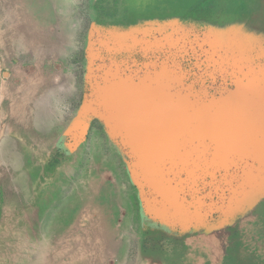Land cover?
Segmentation results:
<instances>
[{"label":"rangeland","instance_id":"rangeland-1","mask_svg":"<svg viewBox=\"0 0 264 264\" xmlns=\"http://www.w3.org/2000/svg\"><path fill=\"white\" fill-rule=\"evenodd\" d=\"M120 2L0 0V264H173L183 213L212 220L241 206L249 171L264 165V122L241 132L218 110L252 83L264 94V0H195L154 18L130 17ZM115 74L135 75L134 101L146 99L147 124L164 137L155 142L167 158H150L163 185L134 180L125 150L83 116ZM174 91L187 112L162 128L157 113L171 114ZM203 106L228 131L223 149L199 139L212 126L189 111ZM202 148L213 164L189 177Z\"/></svg>","mask_w":264,"mask_h":264},{"label":"bare ground","instance_id":"bare-ground-1","mask_svg":"<svg viewBox=\"0 0 264 264\" xmlns=\"http://www.w3.org/2000/svg\"><path fill=\"white\" fill-rule=\"evenodd\" d=\"M120 1V9L129 8L130 17L154 18L156 15L180 12L184 6L191 4L195 0H144L148 4L143 7L139 4L141 0ZM260 84L262 83L257 84L260 89L257 88L256 83H252L231 99L219 104L218 110L220 113L232 118L233 122L236 120L240 125L239 127H241V132H243L242 129H245L244 127L251 125L252 128L256 127L258 129L257 123L261 122L262 124L264 122V94ZM102 92L106 99L110 98L111 93L114 96L116 93L115 91H110L109 93V87L103 89ZM180 97L185 99L183 95H180ZM238 98L239 100H234ZM239 101H241L240 105L238 104ZM115 104L119 106L118 111L116 108L114 109L117 120L120 119L124 124L132 123L135 120L129 117L131 112L122 111L120 103L115 102ZM188 104L189 102L184 100L183 107H179L176 112L179 110L187 112L185 108ZM248 105L251 106V113L246 110ZM196 110H199V114L196 113ZM210 112L209 106H203L202 110H200V107H194L193 110L191 108L189 114L192 119L194 117L199 119V116L201 117V114L205 113L207 124L211 125L219 133H216L211 127L206 130L210 134L207 136L200 135L199 139H206L207 142L214 143L215 147L218 145L219 149H223L225 148V138L228 136L225 133L228 131H223L221 120L212 119ZM180 123H182V120H180ZM146 133H157V131L154 128H150ZM180 140H182L181 137ZM194 144L197 143L194 142ZM190 145H193V143H190ZM199 146H202V144ZM213 152L214 150L212 154ZM207 153L208 150H205V148L198 149L199 155L197 158L199 163L194 165L193 173L187 172L189 177L194 178L196 169L199 170L197 172L198 177L204 176L206 170L209 169L207 166L210 167L213 164L212 159L209 162L205 158L208 155ZM184 159L183 167L187 166L190 158L188 155H184ZM213 168L214 166L211 172H213ZM247 189L248 193L243 191L240 195L241 206L238 205L235 209L233 208L235 206H232L233 209L231 211V207L223 208L220 210V216L216 219L208 220L207 215L201 214L199 211L196 212L198 214L192 216H187V212H184L187 222L185 225V236L182 237L178 244L174 245L172 253L169 255V260L173 264H264V165L262 163L257 164V167L249 171ZM192 220L197 221V227L189 229L190 221Z\"/></svg>","mask_w":264,"mask_h":264},{"label":"water","instance_id":"water-1","mask_svg":"<svg viewBox=\"0 0 264 264\" xmlns=\"http://www.w3.org/2000/svg\"><path fill=\"white\" fill-rule=\"evenodd\" d=\"M117 75L118 74H115L111 77L106 76L104 78L106 84L104 87L102 86L101 88L103 90L109 87V93L110 91H115V96L111 93L110 98L106 99V96H104L102 90L100 89L97 92V95L92 96V99H90V96L88 99H86L83 107V116L84 118L89 119L91 113L93 115H96V117L106 127L109 136L120 145V149L122 148L123 150H125V152H123L124 155H126L124 159L127 162V165L129 166L130 174L132 173L134 180H137L139 176H142L143 179L146 181V186L160 185L162 184V181L160 182L158 181V179H153V176L155 175L152 171V168L154 169V163L151 162L150 158L152 157L153 152L159 153L162 158H167V155L164 152V148H162L164 144L160 146L159 143L155 142H160L161 138L162 143L164 137L163 135L161 136V134L159 133H146L153 125V123H150V125L147 124V119L150 120L151 118H148L146 116V113H149L150 116L152 115V113L146 111V107L149 105H146V99L142 100L143 106L140 105V101H134L135 96L137 97V94L134 88H132L131 77L135 78V75H131L124 78ZM140 76H143L139 77V84L141 85L140 89L142 90L140 95L142 97V94L145 93V87H147V85L144 78L145 76L143 74H140ZM112 88H114V90H112ZM178 93L179 92L174 91L173 97H170V115H168L169 113L164 112L163 110H159L157 113V116L161 118L160 125L162 126V128L174 126V123L176 125H179L180 123V120L176 121V118H181L180 113L176 111L179 107H182L181 105H184V101L180 97L181 94ZM141 97L139 98L141 99ZM115 102L120 103L122 111L124 110L125 112H131L129 113L130 116L129 114L128 116L132 119H135L132 123L128 122L127 124H124L120 121V119H116L114 109L116 108L118 111L119 106H116ZM190 143L194 144V142L191 140ZM190 143L188 144V146L190 145ZM159 146L161 147L160 149ZM191 147L194 149L193 145H191ZM150 149L152 151L149 152ZM179 151L181 150L177 149V152ZM138 154L143 155L145 157V159H143L144 163H142V160L140 162H137L136 159ZM184 160L181 161L180 159V163H184Z\"/></svg>","mask_w":264,"mask_h":264}]
</instances>
